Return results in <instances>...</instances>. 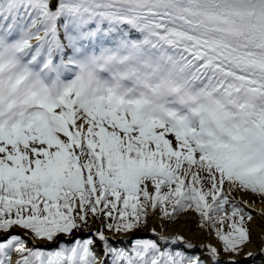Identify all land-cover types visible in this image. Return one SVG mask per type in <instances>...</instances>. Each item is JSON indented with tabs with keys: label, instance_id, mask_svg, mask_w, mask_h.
Returning <instances> with one entry per match:
<instances>
[{
	"label": "snow or ice",
	"instance_id": "obj_1",
	"mask_svg": "<svg viewBox=\"0 0 264 264\" xmlns=\"http://www.w3.org/2000/svg\"><path fill=\"white\" fill-rule=\"evenodd\" d=\"M61 17L122 22L145 33L144 43L164 53L187 84L220 97L223 111L196 130L187 118L150 119L138 103H90L69 86L27 130H0V264H105L101 256L107 264H239L253 244V214L241 200L264 198V0L0 4L5 31L31 18L20 51L54 34ZM229 107L238 117L231 127L222 122ZM192 213L221 248L201 245L197 253L183 236L158 235L155 227L158 240L137 237L127 248L105 235L153 220L162 231L187 226ZM93 224L100 228L91 236L59 239ZM261 240L259 253H244L251 264H264V233ZM41 241L57 247H37ZM181 244L189 251L175 247Z\"/></svg>",
	"mask_w": 264,
	"mask_h": 264
},
{
	"label": "clouds",
	"instance_id": "obj_2",
	"mask_svg": "<svg viewBox=\"0 0 264 264\" xmlns=\"http://www.w3.org/2000/svg\"><path fill=\"white\" fill-rule=\"evenodd\" d=\"M143 45L148 44L143 41ZM70 86L90 103L114 107L122 102L120 106L125 108L138 103L140 112L150 119L187 118L196 130L201 119L212 121L223 111L220 97L187 84L184 74L164 53L153 59L142 47H134L123 56L105 52L84 57ZM68 88L26 71L18 43L0 42V130H27L31 118L45 111V106L57 101ZM130 96L135 100L129 102L126 98ZM173 102L182 117L167 110ZM228 112L222 122L231 127L238 117L234 108L229 107Z\"/></svg>",
	"mask_w": 264,
	"mask_h": 264
},
{
	"label": "bare ground",
	"instance_id": "obj_3",
	"mask_svg": "<svg viewBox=\"0 0 264 264\" xmlns=\"http://www.w3.org/2000/svg\"><path fill=\"white\" fill-rule=\"evenodd\" d=\"M6 28L7 25L0 28V38L2 41L13 42L26 37L24 26L17 25L14 30L8 31H5ZM56 36L57 34L55 32L54 34L46 36L44 39L40 40L39 44H41L42 47L39 45L37 46L38 43H35L29 48L20 51L21 59L25 69H30L32 72L38 74L44 79V81H58L61 84L69 85L67 83L68 77L65 73L64 67L69 63H67L65 58L62 57L61 47L56 42ZM48 57L51 59V62L47 60ZM64 75H66V77H64ZM244 200L248 201L246 206L247 211L253 214V222H250V228L252 229L251 239L253 244L252 246L246 247L244 253L252 252L256 254L259 252L262 244L261 233H264V198L245 196L243 197V200H241L242 204ZM189 220L190 224L187 226L184 224L173 225L171 228H168L167 231L160 230L159 233L166 236L174 234L181 235L184 238L191 239L194 241L195 245L199 247L201 245H215L213 238L209 236L207 232L198 227L196 218L190 215ZM157 224L161 225V222L159 220H153L151 221L149 228L152 229V227L157 226ZM258 257L261 259L260 256Z\"/></svg>",
	"mask_w": 264,
	"mask_h": 264
},
{
	"label": "rangeland",
	"instance_id": "obj_4",
	"mask_svg": "<svg viewBox=\"0 0 264 264\" xmlns=\"http://www.w3.org/2000/svg\"><path fill=\"white\" fill-rule=\"evenodd\" d=\"M0 3H2V1H0ZM61 18L63 20H65V21L67 20V22H68L67 23V28L70 25L72 27L74 25H77L78 30H77L76 33H78V34L75 35L74 33H71L70 37H72V39H75L77 37V35H79L80 37L84 38V40L86 42V43H81V46H77L76 48L75 47L72 48V51H73V54L72 55L73 56L72 55L70 56V55L67 54L69 56V58L71 59V64H73V65H75L77 67V68L75 67L76 68V70H75V76L73 75L74 74V69H72V70L69 71V74L72 75V76H70V78L68 80L69 86L72 85L75 82V79H76V76H77V72H78V68H79L80 63H81V61H82V59L84 57H86V56H88L90 54L91 55H96V54L105 53V52H110V53H114V54L119 55V56H123V55H125L126 53H128L132 49V47H130V46L124 47V46L119 45V43L112 44L111 42H108L106 40H104L102 42V44L100 45V47L98 49H96L95 48V43H94V36H93V33L94 32L92 30V28H94L95 26H94V24H92V22H96L98 20H93V21L85 24V23H80V22H78V21H76V20H74L73 18H70V17H61ZM72 19H73V22H71ZM30 22H31V18H29L28 23H30ZM28 23H25L23 25L24 28H25V30H26V37H24V39L30 38L31 35H32L30 32L27 31ZM84 26H85V28H84ZM65 31H66V27H65ZM87 42H90L91 44H88ZM74 44H76V40L74 41ZM66 50L67 49H65V52H68V50L67 51ZM105 76H107V74H105ZM126 99H128L129 102H132L133 100H135V96H130V97H127ZM167 110L169 112L177 111L174 102L172 103V105ZM177 115L182 117L183 116V113H180V112L177 111ZM109 130H111V129H109ZM121 135H123V133H121ZM166 138L170 139L173 142V145L175 146V138H174V136H168ZM0 155H2V154H0ZM257 198H261V197H257ZM193 215H195V214H193ZM196 218H197L196 219V222L198 224V217H196ZM166 223L167 222H165V224ZM98 225L97 224H93L92 225V228L89 230V233H91V230L94 227H95V231H97V229H99V228H96ZM250 225L251 224L249 222V227H250ZM154 227L156 229L157 234H160L159 232H160V230H162L161 229V225L157 224V226H154ZM149 229H150L149 227H148V229L146 228V230L143 233H146V231L149 230ZM15 230H18V229H15ZM202 230L205 231V232H207L209 234V236H211L213 238V240L215 242V245H213V246L217 247L218 249L221 248V247H219V244L217 243V240H216L215 236H213V234L210 232V230H204V229H202ZM87 234L88 233H84L83 231H81V232H76L73 235L80 236V235H87ZM105 235L109 237V239H110L111 242L115 238L110 233H107ZM59 238H61V237H59ZM155 238L157 239V237H155ZM185 240L187 242H189V243H192L194 246H197V245H195L194 241H192L191 239L189 240V239L185 238ZM36 245L37 246H40V242H37ZM180 246L183 248V245L182 244L179 245V247ZM197 247H198L197 249L195 247L191 251L200 253L202 251L201 246L200 247L197 246ZM185 250L186 251H189L188 249H185ZM244 251H245V249H244ZM242 255H244V253ZM258 259H259V257H258Z\"/></svg>",
	"mask_w": 264,
	"mask_h": 264
},
{
	"label": "trees",
	"instance_id": "obj_5",
	"mask_svg": "<svg viewBox=\"0 0 264 264\" xmlns=\"http://www.w3.org/2000/svg\"><path fill=\"white\" fill-rule=\"evenodd\" d=\"M98 29V36L100 38H104V37H109L111 42H118L119 44H121L122 46H131L132 49L134 47H142L143 50L150 56L153 57V59H155L156 57H158L160 55L159 50L153 49L150 45H143V41L145 38V33H142L140 31H138L137 29L133 28L132 26H130L129 24L125 23V24H120L118 22H110L108 20L103 21V23H100L97 27ZM20 230V229H19ZM146 230L142 229L139 231H134L133 233H112V232H108L107 230H105V233H110L112 236H117L119 234L121 235H126V236H135V235H140L142 232H144ZM23 232V230H21ZM76 232L74 231L73 234H75ZM72 234V235H73ZM213 236L214 233H212ZM63 237V236H61ZM69 238V237H66ZM150 239H154L153 237H147ZM216 238V237H215ZM155 240V239H154ZM217 240V239H216ZM42 242V241H41ZM125 240L124 242H120V243H112L113 246H124V247H129L130 244H125ZM46 243V242H44ZM217 243L219 244V247H221L220 243L217 240ZM48 244V243H46ZM50 249H55V248H50ZM183 250V249H182ZM110 258H106L105 260V264H107V261Z\"/></svg>",
	"mask_w": 264,
	"mask_h": 264
},
{
	"label": "water",
	"instance_id": "obj_6",
	"mask_svg": "<svg viewBox=\"0 0 264 264\" xmlns=\"http://www.w3.org/2000/svg\"><path fill=\"white\" fill-rule=\"evenodd\" d=\"M190 215H192L194 218H196L195 215H193V214H190ZM147 229H148V227H147ZM14 231L16 232V234H20V235H22V236L24 235V234H22L19 230H14ZM150 233H151V230H147L146 233H144V234L135 235V236H130V237H128V238H129V240H133V239H135V238H137V237H140V238H146V236H148ZM76 237H78V236H77V235L73 236V237L71 238V240L74 239V238H76ZM124 238H125V236H124V237L119 236L118 239H124ZM59 239L65 241V238H64V237H61V238H59ZM43 245H45V244L40 243V246H37V245H36V246L42 248Z\"/></svg>",
	"mask_w": 264,
	"mask_h": 264
}]
</instances>
